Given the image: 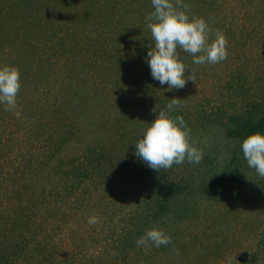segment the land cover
<instances>
[{
    "label": "rangeland",
    "instance_id": "obj_1",
    "mask_svg": "<svg viewBox=\"0 0 264 264\" xmlns=\"http://www.w3.org/2000/svg\"><path fill=\"white\" fill-rule=\"evenodd\" d=\"M179 2L227 58L178 48L195 80L169 90L151 0H0V67L21 82L20 116L0 105V264H264V178L240 146L264 132V0ZM174 98L203 160L155 171L134 142ZM152 228L171 244L138 247Z\"/></svg>",
    "mask_w": 264,
    "mask_h": 264
},
{
    "label": "clouds",
    "instance_id": "obj_2",
    "mask_svg": "<svg viewBox=\"0 0 264 264\" xmlns=\"http://www.w3.org/2000/svg\"><path fill=\"white\" fill-rule=\"evenodd\" d=\"M154 9L145 17L154 48L147 53V63L153 80L169 90L181 89L195 76L186 68L177 49L192 55V64H216L227 58L226 41L217 36L209 42V23L203 18L190 17L187 6L181 9L179 0H151ZM187 73V76H186ZM20 72L15 67H0V105L19 117L17 94L20 91ZM181 107L179 98L166 102L159 114L142 130L134 142V155L149 168L159 171L173 164H200L203 151L190 143V129L183 117L169 115ZM242 155L247 166L264 178V132L254 131L241 141ZM89 224H95L94 217ZM159 248L171 244V237L163 230L152 228L136 241L138 247Z\"/></svg>",
    "mask_w": 264,
    "mask_h": 264
},
{
    "label": "trees",
    "instance_id": "obj_3",
    "mask_svg": "<svg viewBox=\"0 0 264 264\" xmlns=\"http://www.w3.org/2000/svg\"><path fill=\"white\" fill-rule=\"evenodd\" d=\"M205 113V111L203 112L202 110H200L199 114ZM201 117V115H199ZM248 121H245L244 124H247ZM262 124V123H261ZM260 125V124H259ZM259 125H257V127L259 128ZM244 126V125H243ZM261 126V125H260ZM239 129L241 130V127H239Z\"/></svg>",
    "mask_w": 264,
    "mask_h": 264
}]
</instances>
